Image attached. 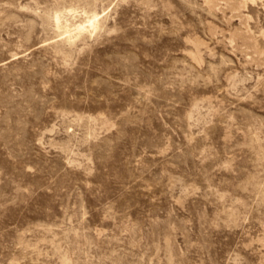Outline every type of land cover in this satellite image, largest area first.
<instances>
[{"label": "rangeland", "instance_id": "1", "mask_svg": "<svg viewBox=\"0 0 264 264\" xmlns=\"http://www.w3.org/2000/svg\"><path fill=\"white\" fill-rule=\"evenodd\" d=\"M0 264H264V0H0Z\"/></svg>", "mask_w": 264, "mask_h": 264}, {"label": "bare ground", "instance_id": "2", "mask_svg": "<svg viewBox=\"0 0 264 264\" xmlns=\"http://www.w3.org/2000/svg\"><path fill=\"white\" fill-rule=\"evenodd\" d=\"M100 14L94 13L90 16H87L86 20L81 21L76 24H65V16L57 14L55 16V22L58 29H65L66 34H68V41H73L79 35H82L86 32L97 31L101 24Z\"/></svg>", "mask_w": 264, "mask_h": 264}]
</instances>
